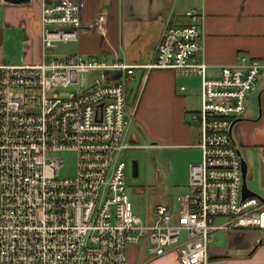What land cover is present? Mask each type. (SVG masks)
Masks as SVG:
<instances>
[{"label": "built area", "instance_id": "1", "mask_svg": "<svg viewBox=\"0 0 264 264\" xmlns=\"http://www.w3.org/2000/svg\"><path fill=\"white\" fill-rule=\"evenodd\" d=\"M186 15L188 24L165 29L150 64L95 54L48 60L58 43L78 41L82 5L81 0L43 1L42 60L0 63V264H127L128 245L142 240L153 257L175 251L181 264H211L217 228L264 232V201L243 197L241 150L233 134L263 64L242 54L210 76L205 60L193 59L201 50L204 13L192 8ZM137 69H172L201 78V106L191 117L201 126L202 160L190 163L191 193L178 197L177 213L157 203L146 221L134 212L127 192V163L116 159L136 146L124 142L122 78ZM93 70H121L123 76L104 73V81L70 96L49 94L78 84ZM52 151L76 152L75 175L60 176L64 163L50 156ZM218 216L226 221L214 224Z\"/></svg>", "mask_w": 264, "mask_h": 264}, {"label": "crops", "instance_id": "2", "mask_svg": "<svg viewBox=\"0 0 264 264\" xmlns=\"http://www.w3.org/2000/svg\"><path fill=\"white\" fill-rule=\"evenodd\" d=\"M43 1L12 4L0 0V47L10 28H18L24 34L21 61L13 64L30 62V45L39 51L40 39H33V34L35 22L41 29ZM81 5L83 24L79 39L71 42V50L59 58L95 54L107 61L118 58L130 64L153 63L165 29L188 24L187 10L197 8L205 16L204 36L200 39L201 50L193 59L205 60L210 76H218L224 65L237 63L242 54L263 64L261 77L248 96L247 110L233 127L241 152L251 154L249 178L256 184L259 161L252 153L264 149V0H81ZM128 84H135L137 89L131 113L134 130L128 143L137 147L136 142L144 139V146L165 154L177 151V156L166 154L162 164H157L158 179L164 182L165 190H187L190 163L202 160L198 146L201 131L196 134L186 119L200 109L201 78L172 69H137L127 76ZM129 93L127 87V107ZM178 197L177 205L174 200L163 203L173 214L180 210ZM224 221L225 217L218 216L212 222ZM148 245L147 240H143L142 246L128 245L127 264H181L177 252L153 257ZM209 251L211 264H264V232L217 228L212 232Z\"/></svg>", "mask_w": 264, "mask_h": 264}, {"label": "rangeland", "instance_id": "3", "mask_svg": "<svg viewBox=\"0 0 264 264\" xmlns=\"http://www.w3.org/2000/svg\"><path fill=\"white\" fill-rule=\"evenodd\" d=\"M35 9V8H34ZM35 12V10H34ZM33 25H30V32L32 33ZM35 32L33 34V39L35 37L40 39V48L33 47L32 45L27 44L28 52V59L27 63H32L36 61L42 60V45H41V29L37 27V22L34 24ZM3 36V33H2ZM2 36H0L2 40ZM4 41V39H3ZM34 41H31V43ZM22 45L16 46L17 51H21L23 49V39L21 41ZM73 47V43H58L57 46L48 52L47 59L50 60L53 57L59 58L60 55L68 53ZM26 53V50H25ZM25 61V59H24ZM23 61V62H24ZM0 63H8L7 57L4 52L3 46L0 47ZM140 74V73H139ZM194 76V75H193ZM125 82L127 80V76H123L122 78ZM104 81V73L101 70H93L88 72L85 76H83L78 84H72L67 87L59 86L52 91L49 92L50 95H59L62 97L70 96L73 93H77L87 87L96 85ZM134 83V82H133ZM129 87V97L128 102L129 105L127 107L126 118L128 121L126 134L124 137V142H129L128 136L130 135L131 131L134 130V122L132 112L134 110L133 103H135V94L137 93V89L135 88V84H128ZM133 89V90H132ZM132 90V91H131ZM188 124L192 127L193 131L197 134L201 131V126L199 123L194 122L192 120L191 114L186 116ZM147 143V140L141 139L140 141L136 142L139 144L137 147L124 149L117 154V160H125L127 163L126 169V178H127V192L130 196V200L133 204L134 212L140 216L144 221H146L154 206L157 203H168L170 200H174V203L177 205V197L185 194L191 193L189 188L183 190L182 192L173 191L171 189H166L164 187V182L159 181L158 172H157V164L161 165V161H163L164 155H171L177 156V151H164L157 149H152L147 146H144ZM241 150V148H240ZM50 156H55L56 158L62 160L63 167L60 172L61 177H69L73 176L76 173V163H77V154L75 151H52L50 152ZM244 156L249 163V173L250 171V158L251 154L248 152H244ZM252 157L256 158V162L259 161V175L257 179V183L253 184V180L248 177L247 184L250 189L258 193L261 197L264 198V149L260 148L258 151L252 153ZM138 159L139 160V175L133 176L132 174V160ZM186 236V232L182 233L181 240H183ZM140 246L143 244V240L139 243ZM148 249L150 250V244L148 245ZM168 264V263H167Z\"/></svg>", "mask_w": 264, "mask_h": 264}, {"label": "water", "instance_id": "4", "mask_svg": "<svg viewBox=\"0 0 264 264\" xmlns=\"http://www.w3.org/2000/svg\"><path fill=\"white\" fill-rule=\"evenodd\" d=\"M5 2L12 3V4H23V3H28L30 0H4ZM106 75H110L112 78H121L123 76V72L121 70H106L104 72ZM103 104L100 105L102 107ZM241 152V151H240ZM241 159H242V166H243V197H249V196H256L259 197L261 200L264 201V198L261 197L258 193L253 191L252 189L249 188L247 184V180L249 177V163L246 160L244 154L241 152ZM132 174L133 176H138L139 175V160L138 159H133L132 160Z\"/></svg>", "mask_w": 264, "mask_h": 264}, {"label": "trees", "instance_id": "5", "mask_svg": "<svg viewBox=\"0 0 264 264\" xmlns=\"http://www.w3.org/2000/svg\"><path fill=\"white\" fill-rule=\"evenodd\" d=\"M24 37L23 32L18 28H10L6 33V38L2 42V46L4 49V52L7 57V61L9 63L19 62L21 61V51H17L16 46L22 45L21 41Z\"/></svg>", "mask_w": 264, "mask_h": 264}]
</instances>
